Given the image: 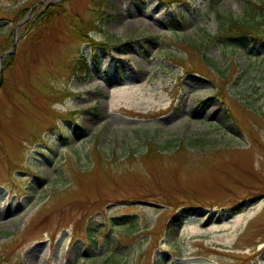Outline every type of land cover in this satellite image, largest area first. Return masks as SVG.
Wrapping results in <instances>:
<instances>
[{"label": "rangeland", "instance_id": "obj_1", "mask_svg": "<svg viewBox=\"0 0 264 264\" xmlns=\"http://www.w3.org/2000/svg\"><path fill=\"white\" fill-rule=\"evenodd\" d=\"M104 1L95 47L73 31L91 0H0V56L18 37L0 87V264H264V36L225 39L211 0ZM259 2L219 9L243 20ZM51 4L66 11L39 41L13 19Z\"/></svg>", "mask_w": 264, "mask_h": 264}, {"label": "trees", "instance_id": "obj_2", "mask_svg": "<svg viewBox=\"0 0 264 264\" xmlns=\"http://www.w3.org/2000/svg\"><path fill=\"white\" fill-rule=\"evenodd\" d=\"M186 0H169L170 4L175 3H183ZM220 0H211V6L213 14L219 20V28L221 35L228 39L230 42L234 44H241L245 45L246 40L248 37L251 38H259L261 39L264 36V21L261 22L258 18L259 11L264 13V0H260L259 4L254 3L251 8V12L248 13L249 17L243 20H237L233 17L227 16L222 13V10L219 9ZM27 9H19L15 13L13 19L18 20V22L24 21L25 13ZM66 8L63 4H51L50 6H42L39 10L35 11L34 17L30 18L26 24L24 25L27 28V31L24 34H28L30 31L35 32L37 35L35 40L39 41L42 35L47 33L50 29L51 25L60 18L63 17V13H65ZM77 16V23L74 24V34H76L81 41L85 44H92L93 46H107L104 41L97 42L90 34L92 32H103L102 25L107 23L108 21V13L105 6L104 0H91L89 5L88 14L87 16L81 17L80 15ZM30 16H28L29 18ZM263 17V16H262ZM27 19V17H26ZM0 20H10L6 18H1ZM264 20V17L263 19ZM12 21V20H10ZM23 26V25H21ZM3 28L0 27V34L3 33ZM3 36V35H0ZM14 34L10 36H6L4 40L5 45L3 47H9L13 45ZM113 38L109 36L108 39ZM182 44L186 47L185 50H188L190 56L195 53V51L199 50V47L193 43L188 42L186 39H181ZM124 46H126L124 44ZM14 66L13 57H7L4 59V69L5 71L11 69ZM78 71L80 73H87L89 70L88 67V60L85 57H81L77 60L75 64L74 71ZM79 130V129H78ZM154 149L150 153H152ZM142 199V198H140ZM129 202V201H128ZM183 213H176L171 216L170 220L173 224L180 226L184 221V216H189L194 212V208H185ZM184 214V215H183ZM88 234H91L92 229L91 225L90 228H87Z\"/></svg>", "mask_w": 264, "mask_h": 264}, {"label": "water", "instance_id": "obj_3", "mask_svg": "<svg viewBox=\"0 0 264 264\" xmlns=\"http://www.w3.org/2000/svg\"><path fill=\"white\" fill-rule=\"evenodd\" d=\"M44 1H42L41 3H43ZM25 22V21H24ZM20 26V25H18ZM17 42H18V37H17V34H15L14 36V41H13V48L11 51H8L6 53H4L3 55L0 56V87L3 83V80H4V73H3V67H2V62H3V58L7 57V56H10L12 55L16 48H17ZM140 204H147V203H143V202H139Z\"/></svg>", "mask_w": 264, "mask_h": 264}]
</instances>
